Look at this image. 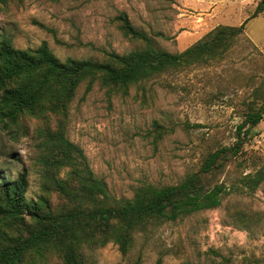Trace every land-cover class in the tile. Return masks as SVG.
<instances>
[{
    "label": "rangeland",
    "instance_id": "rangeland-1",
    "mask_svg": "<svg viewBox=\"0 0 264 264\" xmlns=\"http://www.w3.org/2000/svg\"><path fill=\"white\" fill-rule=\"evenodd\" d=\"M262 0H10L0 7V37L17 49L42 42L64 61H102L104 53L143 47L125 37L118 17L151 39L156 49L185 50L218 25L239 26ZM82 84L68 113L66 135L93 173L117 198L143 184L174 185L194 172L207 152L235 141L236 126L264 91V12L249 19L220 59L162 73L127 95ZM163 133L157 135L154 126ZM243 154L208 182L230 183L264 163V119ZM27 139L11 142L0 132V170L14 179L30 170L27 198L39 193ZM235 210L257 212L251 230L232 224ZM87 264H264V182L252 194L230 193L221 206L176 222H159L135 236L122 255L116 245L86 251ZM50 256L45 264H56Z\"/></svg>",
    "mask_w": 264,
    "mask_h": 264
},
{
    "label": "trees",
    "instance_id": "trees-1",
    "mask_svg": "<svg viewBox=\"0 0 264 264\" xmlns=\"http://www.w3.org/2000/svg\"><path fill=\"white\" fill-rule=\"evenodd\" d=\"M10 0H0V7ZM264 12V0L239 26L218 25L185 50L156 49L151 39L120 15V31L143 47L125 54L106 52L102 61L59 60L46 42L34 49H17L0 37V132L14 143L27 139L31 167L39 193L27 198L30 170L14 179L0 170V264H87L86 251L108 243L126 255L135 236L159 222H176L221 206L230 193L252 194L264 182V163L230 181L211 184L243 154L246 140L264 119V91L259 103L248 106L236 126L235 141L207 152L199 167L174 185L143 184L130 198H117L91 170L82 150L66 135L70 105L76 91L98 83L108 93L127 95L136 85L165 72L179 71L222 58L243 33L245 23ZM160 126L154 132L161 135ZM257 212L235 210L232 224L251 230Z\"/></svg>",
    "mask_w": 264,
    "mask_h": 264
}]
</instances>
